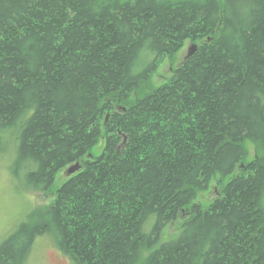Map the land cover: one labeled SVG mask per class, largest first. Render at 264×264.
Wrapping results in <instances>:
<instances>
[{"label": "trees", "instance_id": "trees-1", "mask_svg": "<svg viewBox=\"0 0 264 264\" xmlns=\"http://www.w3.org/2000/svg\"><path fill=\"white\" fill-rule=\"evenodd\" d=\"M7 132L23 187L53 200L0 242V264H29L46 235L75 264H264V0H0Z\"/></svg>", "mask_w": 264, "mask_h": 264}, {"label": "rangeland", "instance_id": "rangeland-1", "mask_svg": "<svg viewBox=\"0 0 264 264\" xmlns=\"http://www.w3.org/2000/svg\"><path fill=\"white\" fill-rule=\"evenodd\" d=\"M193 44L191 41H186L184 47L174 57L165 56L158 68L152 72L146 90L169 82L173 72L183 62L189 48ZM154 57L149 53H144L135 72L139 73L150 69V66L153 65ZM104 146L105 139L101 138L91 150L92 155L99 156L103 152ZM15 147V137L8 132L2 133L0 141V242L7 238L21 222L26 220L32 209H35L34 211L45 209L53 200L52 192H41L30 187H23L25 169L18 167L16 164ZM244 147L248 155L247 160H253L257 153L254 144L250 140H246ZM69 167L62 169L58 173L55 182L56 186H59L65 179L69 178L64 176L65 171ZM214 186L215 182H212L209 189L200 193L196 199V202H199L204 208L208 206L211 196L219 193L217 189L216 191L213 189ZM176 233V227L172 225L166 232L164 240L170 239ZM54 243V238L51 235L36 239L29 264H75Z\"/></svg>", "mask_w": 264, "mask_h": 264}, {"label": "water", "instance_id": "water-1", "mask_svg": "<svg viewBox=\"0 0 264 264\" xmlns=\"http://www.w3.org/2000/svg\"><path fill=\"white\" fill-rule=\"evenodd\" d=\"M197 49V46L193 44L188 51L187 56H190L195 50ZM82 168V165L80 163H75L74 165H71L64 173L65 177H70L77 173ZM216 191V190H215ZM217 196H219V193L217 195L211 196V199H215Z\"/></svg>", "mask_w": 264, "mask_h": 264}]
</instances>
